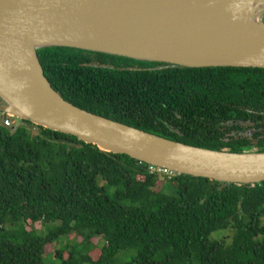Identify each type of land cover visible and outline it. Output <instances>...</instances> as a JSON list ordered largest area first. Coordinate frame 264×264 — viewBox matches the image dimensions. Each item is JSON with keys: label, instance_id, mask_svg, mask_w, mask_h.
Listing matches in <instances>:
<instances>
[{"label": "trees", "instance_id": "1", "mask_svg": "<svg viewBox=\"0 0 264 264\" xmlns=\"http://www.w3.org/2000/svg\"><path fill=\"white\" fill-rule=\"evenodd\" d=\"M37 57L52 89L81 110L190 146L264 152V69L173 67L60 46ZM31 127L36 134L26 122L0 124V264H48L47 246L71 234L80 241L55 250L53 264H264V182L150 173Z\"/></svg>", "mask_w": 264, "mask_h": 264}, {"label": "water", "instance_id": "2", "mask_svg": "<svg viewBox=\"0 0 264 264\" xmlns=\"http://www.w3.org/2000/svg\"><path fill=\"white\" fill-rule=\"evenodd\" d=\"M247 11L264 34V0H0V114L75 137L174 175L264 182V152L216 151L168 140L81 110L54 91L37 50L60 46L184 68L264 69V37L225 54L183 52L216 18Z\"/></svg>", "mask_w": 264, "mask_h": 264}, {"label": "bare ground", "instance_id": "3", "mask_svg": "<svg viewBox=\"0 0 264 264\" xmlns=\"http://www.w3.org/2000/svg\"><path fill=\"white\" fill-rule=\"evenodd\" d=\"M190 35L183 52L192 58H197L200 50L208 55L245 50L264 37L257 18H252L247 11L213 19L207 27Z\"/></svg>", "mask_w": 264, "mask_h": 264}, {"label": "rangeland", "instance_id": "4", "mask_svg": "<svg viewBox=\"0 0 264 264\" xmlns=\"http://www.w3.org/2000/svg\"><path fill=\"white\" fill-rule=\"evenodd\" d=\"M13 122H14V121H13ZM0 124H2V123H1V119H0ZM31 131H32L33 134H36V132H37V130H36L34 127H31ZM160 180H161V179H160ZM33 227H34L35 229H37V230H40V225H39L38 223H37V224H34ZM74 240H76L77 242L80 241L79 238H76V239H75V236H74L73 234H71V235H68L67 237H65V238H64V241H62V242H60V243H55V244H52V245H48L47 248H46V250H45L46 255L48 256V259H49V260H48V261H49L48 264L56 263V262L51 258L52 254L54 253L55 250L60 249V248L62 247V245H63L64 243H66V241H67L68 243H71V242L74 241ZM92 242H93V244H94V246H95L96 248H99V246H101V244H102L99 238H95V239H93ZM96 252H97V251L92 250V251L90 252V255H91L92 257H94V256L96 255Z\"/></svg>", "mask_w": 264, "mask_h": 264}, {"label": "built area", "instance_id": "5", "mask_svg": "<svg viewBox=\"0 0 264 264\" xmlns=\"http://www.w3.org/2000/svg\"><path fill=\"white\" fill-rule=\"evenodd\" d=\"M2 125L4 127H10L12 124H13V121L11 120L10 117H5L3 120H2ZM148 170L150 173H153V172H156V173H159L161 175H164V176H174V173L172 172H169V171H164V170H159V169H156V168H153L151 166L148 167Z\"/></svg>", "mask_w": 264, "mask_h": 264}, {"label": "flooded vegetation", "instance_id": "6", "mask_svg": "<svg viewBox=\"0 0 264 264\" xmlns=\"http://www.w3.org/2000/svg\"><path fill=\"white\" fill-rule=\"evenodd\" d=\"M5 117H7V116H4V115H1V114H0V119H1V121H2Z\"/></svg>", "mask_w": 264, "mask_h": 264}]
</instances>
